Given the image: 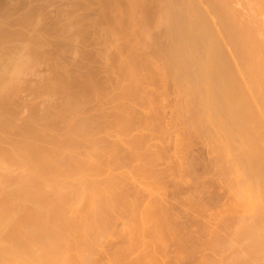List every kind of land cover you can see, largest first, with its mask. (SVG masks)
<instances>
[{"label": "bare ground", "instance_id": "obj_1", "mask_svg": "<svg viewBox=\"0 0 264 264\" xmlns=\"http://www.w3.org/2000/svg\"><path fill=\"white\" fill-rule=\"evenodd\" d=\"M78 1L80 2V0H78ZM96 1H98V2H96ZM85 2H88V0L84 1V3ZM95 2L97 4H99V6L97 5V7L99 8L98 11L102 17L101 19L107 17V21H108L111 18V20H109V22H107L108 26L106 25L109 28H107L105 26L106 30L108 32L107 31H105V32H107V34H106L107 38L108 37L112 38L111 39L112 41L115 40L114 44H117L116 47H114V48H116L115 51L117 52V55H119L118 57H121V59H123V63H121V64L118 63V65L119 66L122 65V67L120 66L121 67L120 70H122V72H124L126 80H127V82H129V83L124 82L127 84V86H125V84L123 83L124 84L123 91H126L125 93L129 92L126 90L127 87H128V90L131 89L130 93L133 90L134 91L133 93H131V94L129 93L126 95L127 96L130 95L132 97L134 95V97H135V100L133 99L134 102H136V99L138 100L137 101L138 103L136 105L138 106V104L140 105V103L144 106L147 105L148 109H149V110L148 109L147 110L150 111V113L153 112L152 113V115H153L154 111L156 110L155 109L156 106H159L162 103H161V101H159L160 104L156 105V100L158 101L159 99L155 100V98L152 96V94H153V91H151L152 89L149 90V88H148L147 90H144V92L146 91L145 93L142 90V92L144 93L143 95H142V93H140L141 89L140 90L137 89L138 87L135 84H137L140 80H141V82L143 81V79H140V77H139L140 70H142L144 68H147V70L151 69L153 71L151 74L155 78L154 80L158 81L159 83L161 82L159 84L161 86H162V83L165 84V82L167 83L168 81H169L168 84H171V85L174 84L175 85L176 90H174V91L177 92L178 97H179V101H181V103H179L180 107H179V110L177 112L178 113L177 118H179V121H181V124L183 123L184 127L185 126L188 127V128L185 127L186 129L190 128V130H191V132L189 131L190 133L193 132L194 135H196V133L200 134L199 137L208 138L210 140L209 145L212 143V145L214 146L212 148L214 149V152L216 151L215 152L216 153L215 158L217 161L215 160L216 164L213 167L214 168L218 167L217 169H220V167H221L222 169H220V171L218 170L219 173H222L221 175H223V177H225L224 175L229 176V177L223 178V180L221 179V181L223 182L225 179H227V182L226 181H224V182H225V184L226 183L228 184V182H229L228 178H229L230 182L233 184V186H232V184L229 182L230 187H228V188H231V190L233 189V193H232L233 197L231 195L230 196L233 199L232 201H233V205H234V210L237 209L243 213V214H240V213L238 214V215H241L242 217L244 216L242 219L240 218L243 221L239 220V222H241V223L243 222V224H242L243 226L241 225L242 229L240 227L241 231L238 228L237 230H239L240 232H238L236 230H235L236 231L235 232L233 229L230 228L231 231L233 230L236 233V237L233 236V235H235V233L232 235L233 239L231 238L232 240L230 241V245L231 244L232 245L238 244L239 246L236 245L235 250H240V251H242V249L241 248L237 249V246L243 247L242 253L243 252L245 253L246 258H243V259L240 258L241 262H242V260H244L241 264H264V43L257 42L254 38L255 34L253 35V33H255V32H252V30H249V29H245L244 27H242L241 24H239V22L235 18H233V15L231 14V12L229 10V2H227V1H222V0H95ZM16 3H18V2L16 1ZM73 3H74V1H73ZM75 3H77V2H75ZM89 3H88V5H89ZM20 4H23V3H20ZM76 6H77V4H76ZM69 7H70V5H69ZM94 8H96V7H94ZM94 8H93V10H94ZM66 9H70V8H66ZM72 9H71V11H73ZM31 10H32V8L29 11L31 12ZM33 10H35V8H33ZM3 11H4V9H3ZM62 12H64V11H62ZM10 13H12V12L10 11ZM99 13H98V15H99ZM28 14L26 13L27 16H28ZM65 14H66V12L63 13L64 16H65ZM83 14H84V12H83ZM4 15L0 16V19H1L0 23H2V25L0 24V144H5V145H7V147L5 148V146H3L4 148H2V145L0 146V264H108V263H106V261H103L105 258H107L108 254L106 257L101 255L102 252L105 253V251L107 249H109V248L105 247V246H107V244L104 246V248H106L105 251L103 249L102 252L100 251V253H99V250H100L99 247H100V245H102V244H100L102 241H105V240L107 241V239H109L111 236H112V238H114L113 234L114 235L116 234L115 228H114L116 220H120L122 218L127 219L125 224H124V230H123V227L121 226L122 230L119 229V231H121V232L125 231L124 233L126 235H128V237H130V238L132 237L131 239H133L134 235L138 234L137 232L141 231L140 228L143 225H145V223H147V225H149L152 223L151 221H153V223L154 222L156 223L155 225H157V227H158V225H161V226H159L160 228H157L156 226H152V227H154L152 229L157 228L160 231H161V228L164 229L165 227H167L168 225L166 223L168 222V220L165 219L166 218L165 214L167 212H169V208L165 207L166 210L168 209V211L164 214V212L166 210L164 208L162 209L163 206H161V204L162 205L165 204V203L164 204L161 203L162 199L158 198V197H154V198L150 197L152 199V201H154V203H150V201H148L150 203L149 204L147 202L149 204V207L147 206L148 205L147 204L145 206L147 208H145V209L150 208V210H151V206H152L153 210L147 211L144 215H141V217H139L140 213L137 215L138 212L135 211L136 210V204H135L134 200H132L130 198L131 196L129 197L130 193H128V191L125 189L126 182L124 181V179L122 177H119L118 174H117V176L112 175L111 177H109L113 173L112 172V173H109L108 179H107L106 174H105L106 179H104L105 177L101 178L103 176L100 177L101 179L99 178V174L104 173L103 171H100V170L104 164V163H102L103 159H104L103 157L106 155L107 152L109 153V154L107 153L109 156H107L108 158L106 157L104 161H106V159H109V157H110L111 160L113 161L111 163L112 164L114 162L116 163L113 165H116L115 169H117V170L122 165V164L121 165L119 164V166H118L117 161H118L119 155H117V154H120V152H121L120 150L121 149L123 150V148H124V145L122 144L121 141L123 140V143H124L126 141V139L121 138L122 139L121 140L119 138L121 141L120 140L117 141L118 144L115 142L116 143L115 146H114V143L112 145L109 144L111 146V147L108 146L111 148V149L109 148L110 149L109 150V149H107V145H104V144H107L109 142H107V141L104 142V140L103 141L101 140V139H106V138H103V137L98 138L99 134L95 133V131L87 125L88 122L86 124V123H84L85 120H84V122L80 121V120H82V116H83L82 114H80V115H82L81 119H77V117L74 116V115L78 114L77 112L79 110H82V109H78V107L71 105L72 104L71 102L73 101L72 98H74L73 96L75 95L74 94L75 92H73L71 94L72 86L70 88V83H73L72 82L73 78L71 79V77L73 75L70 77L68 74H70L72 72V70L69 69L71 72L67 74V70L65 69L66 66H64L67 64H64V62L62 64L61 63L62 61H59L60 60L59 58H58L59 60H56L57 57L53 58L51 65H50L51 66L50 69L53 72L52 75H54L50 79H54V80H51L49 82L48 81L47 82H41V84H39L38 86L36 84L35 87H31V88H33V89H31V91L33 90V93L40 94V95L46 94L48 103H47L46 107H44L45 109L43 111L38 110L37 109L38 107H36V105L38 103L32 107H31V105H32L31 104L30 108H32L31 109L32 116L30 115L31 116L30 119L27 121V123H25L24 126L22 124H20L18 127L17 123L20 122L19 119H17L18 113L15 111L14 112L11 111L9 109V105L12 103L11 102L12 99H14L13 103L15 102V98H13V97H14L15 93L18 91V89L21 87V84L24 80L25 75H27V74L29 75V73H31L33 71V69H35L34 67L39 64V61L42 58L46 57L47 52L45 51L46 50L45 46L49 45V44L47 45V43L49 42V39L45 41V39H47V38H44L43 35L39 34L37 36L36 35L34 36V34L31 33L33 35V36H31V34L28 35L25 33V31H23V29L27 28L29 25L32 26L33 24H30V23L32 21L34 22V20L36 21L34 23H36V25H37V22L39 20L37 19L38 20L37 21L36 19H34L32 17L34 15L30 16L31 15L30 14L29 15L30 17H28V18H27V16L24 15L26 18L25 19L23 18L22 21H20L19 19L16 18L18 21H15V23L17 22L19 24L18 26H20V29L22 28V30H20V31L18 29H17L18 31L17 30L13 31V29H9V31L6 30L5 29L6 27L3 25L6 21L2 18L5 17V19H6L7 16H4ZM60 15H61V13H60ZM63 15H62V17H64ZM69 15L70 14L68 13V16ZM12 17L13 16H11V18ZM98 17L100 18V16H97V18ZM11 18H10V21H11ZM37 18H39V17L37 16ZM66 18H67V15H66ZM93 18H94V16H93ZM31 19H33V20L30 21ZM59 19H61V18H59ZM43 20H44V18H43ZM79 20H81V19H79ZM82 20L84 22V19H82ZM8 21H9V19H8ZM8 21H7V23L10 22V21L9 22ZM100 21H99V23H100ZM103 21H105V20L103 19ZM88 22H86V24ZM40 23L38 22L39 25H40ZM78 24H79V22H78ZM5 25H7V27L8 26L10 27V25H8L6 23H5ZM97 27H98V25H97ZM74 29H72V30L74 31ZM90 29H92V28H90ZM90 29H88V30H90ZM28 30H29V28H28ZM99 30L100 29L98 28L95 32H98ZM131 30H132V32H131ZM11 31H13V32H11ZM58 32H60V30ZM70 32H71V30H70ZM75 32H74V34H75ZM78 32H80V31H78ZM62 33H63V31H62ZM129 33H132L133 37L131 35H129ZM63 35H65V34H63ZM98 35L96 37H98ZM106 35L104 33V37H106ZM128 35H129V37H132V40L130 38L131 41H129V39H128L129 37L128 38L126 37ZM61 37H63V36H61ZM79 37H81V35H79ZM101 37H102V39L104 38L103 36H101ZM51 38H53V37H51ZM18 39H21V41ZM125 39H128L129 42L126 41ZM22 40H24L25 42L23 43ZM57 40H59V39H57ZM88 40H89V38H88ZM98 40H99V42L101 41L100 39H98ZM105 40H106V38H105ZM122 40H125V43H123ZM50 41L52 42L53 46H54L55 42H57V41H55L53 44L54 40L51 39ZM59 41H62V40H59ZM59 41L57 42V44H55V47L57 49L59 48L60 49L59 51H64L59 46L64 45L63 47L65 48V44L63 41L60 44H58ZM96 41H97V39H96ZM121 41L123 44H121ZM19 42H22V44H19ZM84 42H85V40H84ZM84 42H83V44H84ZM126 42H128V43H126ZM86 43H88L87 39H86ZM118 43H120V44L118 45ZM75 44H77V41ZM81 45H82V43H81ZM81 45L79 44V47H81ZM53 46H52V48H53ZM107 46H110V45H107ZM112 46L113 45H111V48H112ZM55 47H54V49H56ZM68 48H69V46H68ZM105 48H103V49L106 51L107 48L106 49ZM149 49L153 50V51H151L153 53V57H150V58L148 57L147 54L144 53V52H146V50H149ZM78 50H76V51H78ZM113 51H114V49H113ZM110 52H111V49H110ZM104 53H106V52H104ZM141 53H144L147 57L144 55L146 58L143 56L140 58H144V59L138 58L139 56L142 55ZM152 53L150 54L151 56H152ZM96 54L98 55V51ZM107 54H109V51ZM136 54L137 55L141 54V55L137 56ZM49 55H50V53H49ZM111 55H112V53L109 55L110 56L109 59H111ZM115 55H116V53H115ZM60 56H61V54H60ZM75 56H77V55H75ZM98 56H100V55H98ZM104 56L106 57V58H104L106 60L108 58V55L107 56L104 55ZM134 56H136L135 59H134ZM63 57H66L65 52H64ZM102 57H100V59ZM116 58L117 57H114V59H116ZM82 59H83V57H82ZM82 59H81V61H82ZM109 59H108V61H109ZM118 59L119 58H117V61H118ZM139 59H140V62H139ZM101 60H103V58ZM158 60L161 61V63H162V65L160 63V65L162 66V69H160V70L158 69V67L155 64V62H158ZM49 61H50V59H49ZM115 62H116V60H115ZM115 62H113V63H115ZM40 63H41V61H40ZM86 63H84V64H86ZM115 64H117V63H115ZM101 65H102V63H101ZM118 65L115 66L116 69L118 68ZM81 66L82 65L80 64V66L78 67L79 68L78 70H80ZM111 67H113V66H111ZM115 67H113V70H115L114 69ZM98 68H100V67H98ZM75 69L77 70V67ZM101 70H102V68H101ZM120 70L118 68V71H120ZM151 70H150V72H151ZM83 71H84V69H83ZM83 71H81V72H83ZM145 71H146V69H145ZM89 72H93V70L89 71ZM113 73H115V71ZM148 73H146L145 75H147ZM99 74H100V72H99ZM49 75H50V73H49ZM87 75H89V73ZM113 75H115V74H113ZM140 75H142V77H143L144 74L141 73ZM83 76H85V75H83ZM96 76H98V75H96ZM122 76H120V77L123 78ZM148 76L150 77V75H148ZM148 76H147V78H149ZM105 77L103 79H105ZM125 77H124V79H125ZM99 78L101 79V77H99ZM144 78H146V77H144ZM75 79L76 78H74L73 81H75ZM89 79H91V78L89 77L88 80ZM111 79H112V77H111ZM92 80H96V82H98L97 79L92 78ZM109 80H110V78H109ZM109 80H107L108 83H109ZM154 80H152L153 83H154ZM76 81L80 82V80H76ZM120 81H121V79H120ZM156 81H155V83L157 84ZM77 82L75 84H77ZM89 82L92 83L91 81H89ZM96 82H95V84H96ZM102 82H103V80H102ZM170 82H172V83H170ZM133 83H134V85H131ZM79 84L77 85L78 88H79ZM81 85L83 86V83ZM88 85L89 84H87V85L84 84L85 87L86 86L88 87ZM103 85H105V83ZM130 85L132 87L136 86L135 89H137V90H135L134 87H133V89H132V87L130 88ZM144 85L146 86L148 84L145 83ZM74 86H76V85H74ZM165 86H167V85H165ZM87 87L86 88L83 87V89H87ZM90 87H94V86L90 85ZM97 87H95V88L98 89ZM105 87H106V85H105ZM113 87H114V85H113ZM152 87H153V85H152ZM167 87H169V86H167ZM101 88H103V86ZM101 88H99V89H101ZM120 88H122V87H120ZM69 89H70V91H69ZM110 89H112V87H110L109 90ZM155 89L157 90L159 88H154V90ZM167 89L170 92L169 88H167ZM75 90H77V89H75ZM90 90L91 89L86 90V91L82 90V91H85L87 93V91H89V92L92 91V90L91 91ZM107 90H108V88H107ZM109 90L107 92H109ZM148 90L150 92H148ZM95 91L93 93H95ZM110 91H112V90H110ZM117 91L118 90H116L115 92H117ZM165 91H167V90H165ZM79 92L81 93V91H79ZM79 92L77 93L78 96H75V97L81 96V95H79ZM115 92H113V93H115ZM135 92H138L140 95H138ZM154 92L156 95V91H154ZM119 93H122V91ZM125 93L123 92V94H125ZM149 93H151V95ZM171 93H172V91H171ZM96 94L93 96L95 97ZM18 95H19V93H18ZM90 95H91V93L89 95H85V96L82 95V96H84L85 98H86V96H89L91 98ZM108 95H110V94H108ZM115 95L113 97H115ZM126 95H125V97H126ZM102 96H103V94H102ZM159 96H158V98H159ZM164 96H166V95H164ZM173 96H174V94H173ZM173 96L171 95L172 98H173ZM15 97L17 98V96H15ZM99 97L97 98L98 101H99ZM104 97L109 98L110 96L108 97L105 95ZM119 97L120 96H117V98H118L117 100L120 99ZM126 98L129 99V97H126ZM160 98H163V97H160ZM57 99H61V104H59V105H57V103L54 104V102ZM88 99L89 98H87V100ZM91 99H89L88 101H90ZM111 99L116 100L114 98H111ZM121 99L124 100L125 98H121ZM173 99H175V98H173ZM76 100H75V102L78 103L79 99L77 101ZM95 100H96V97H95ZM109 101H111V100H109ZM125 101L124 102L127 104V100H125ZM132 101L130 100L131 103H132ZM41 102H42V100H41ZM80 102H82L81 99H80ZM84 102L87 103L86 99ZM91 102H93V100H91ZM99 102H102V101H99ZM130 102H128V104ZM134 102L132 104H134ZM164 102H166V101H164ZM167 102H166V105H168ZM94 103L95 102H93V104ZM109 103L110 102H108V104ZM114 103H116V101ZM114 103H112V104H114ZM174 103H176V102H174ZM14 104H16V103H14ZM42 104H44V103H42ZM98 104H100V103H98ZM108 104H106V105H108ZM118 104H115V106L118 105V108H121V106H125L124 103H123V105H121L122 103L121 104L118 103ZM86 105H88V103ZM39 106H41V105L39 104ZM100 106L97 105V107H98L97 109H99ZM105 106H103V107H105ZM128 106L130 107L131 105L129 104ZM111 107L113 108V106H111ZM129 107H126V109L128 108L127 109L128 112L132 108L136 109V108H134L135 106L130 107V108ZM140 107H141V105H140ZM150 107H151V109H153V111L150 110ZM118 108L116 107V109H118ZM176 108H177V106H176ZM110 109L111 108H109V110ZM126 109L123 108L120 111L125 112ZM127 110L125 113L127 115H130V114H128ZM116 111L114 110V113ZM120 111L117 112V114L118 113L120 114L121 113ZM134 111L135 110H133V112ZM160 111H158V112H160ZM162 111H164V109H162ZM84 112L87 113L86 110ZM131 112H129V113H131ZM141 112H140L141 117H143L142 114H144V113H143V111H141ZM79 113H81V112H79ZM89 113L91 114V112H89ZM125 113L122 112L120 115H124ZM66 114H68V115L65 116ZM126 114L124 116H127ZM155 114H156V111H155ZM93 115H94V113H93ZM96 115H98V114L96 113ZM96 115L93 117V119L96 117ZM64 116L66 119L71 117L70 120H72L74 118V122L69 121L67 124V127L64 128L65 134L61 135L58 132L57 125L60 126L59 125L60 124L59 123V117H64ZM72 116H73V118H72ZM131 116H133V115H130L127 117H131ZM78 117H79V115H78ZM90 117H91V115H90ZM99 117H101V116H99ZM134 117H135V114H134ZM141 117H139V118H141ZM103 118H104V116H103ZM131 118H133V117H131ZM139 118H136V119H139ZM87 119H88V116H87ZM108 119H110V117H108ZM97 120H98V117H97ZM100 120H102V119H100ZM104 120H105V118H104ZM106 120H107V117H106ZM75 121H78V122H75ZM86 121H88V120H86ZM118 121H119V123H118ZM142 121H145V120L142 119ZM159 121L160 120H158V123H160ZM89 122H91V121H89ZM115 122H117V124ZM115 122L114 123L116 126L118 124L119 125L122 124V126L120 125V128L123 127V125L125 126V124H127V123L123 124L122 120H117V119ZM42 123L44 124L41 128L43 130H40L39 125ZM93 123H94V121H92V125H93ZM175 124H176V122H175ZM94 125H95V123H94ZM178 126H181V125H178ZM43 127H45V129ZM62 127H64V126H61L60 128H62ZM117 127H119V126H117ZM110 128L108 127V130H110ZM127 128H125V129H127ZM117 129L118 128H116V130ZM180 129L181 128H179L177 130H180ZM116 130H115V132H117ZM139 130H140V128H139ZM141 130H142V128H141ZM181 130H183V127ZM185 130H183V131H185ZM121 131H123V130H121ZM127 132H128V130H127ZM127 132H126V135H127ZM131 132L133 133V130ZM156 132L158 133L159 130L158 131L156 130ZM122 133L124 134V131ZM132 133H130L129 135H132ZM160 133H161V131H160ZM164 133H166V132H164ZM139 134H137V135L134 134V135L136 137H138ZM145 134H143V135H145ZM166 134H165V136H166ZM95 135L98 137H96ZM146 135L143 137H146ZM156 135H158V134H156ZM172 136H174V135H172ZM95 137H96V139H95ZM143 137L141 139H145ZM158 137H160V136H158ZM113 138H116V137L113 136ZM163 138L162 137L158 138V140L160 139V141H161V139H163ZM171 138H173V137H171ZM98 139H100V141H97ZM150 139H151V136H150ZM164 139L168 140L167 138H164ZM156 140H157V138H156ZM187 140H188V138L186 139V142H187ZM128 141L125 142V144H127L125 146H129V142H130V144H131L130 147L131 148L135 147V148H133V150L135 149L136 150L135 152H137V153H135L133 150H129V153L131 152L130 154H133V155L136 154L137 155V156L132 155L133 158L137 157L138 160H140V158L142 159L143 156H144L143 158H145V159H147L149 157V155H147V154L149 153L148 151H150V149H147L148 153L146 152L147 153L146 155L148 157L147 156L145 157V155L141 156L140 154H138V150L140 148H139V145L137 144V142H133V141L128 142ZM153 141H155V140H153ZM171 141H172V139H171ZM190 141L192 142L193 140L190 139ZM86 143H87L89 151L85 147ZM183 144H185V143H183ZM144 145L141 146V144H140V147H143V153H144V149H145ZM169 145L170 144H168V146ZM190 145H192V143ZM104 146H106V147H104ZM186 146L189 147V144L187 143ZM136 147L139 149H137ZM84 148H86V150ZM149 148H151V147L149 146ZM105 149H107L108 151L107 150L105 151ZM127 149H129V148H127ZM154 149H155V147H154ZM151 150L153 151V149H151ZM184 150H186V149H184ZM103 152H106V153H103ZM123 152H125V151H123ZM132 152H134V153H132ZM167 152L168 151L166 150L165 153H167ZM154 153L155 152H153V154ZM122 154L123 153H121V155ZM124 154L126 155V153H124ZM124 154H123L122 158L123 157L125 158ZM156 154H158V152L155 153V156H157ZM163 154H164V152H163ZM127 155H128V153H127ZM127 155H126V158H128ZM138 155H140L139 156L140 158L138 157ZM181 156H183V155H181ZM115 157H117V158H115ZM157 157H159V155ZM133 158L130 160V162L133 161ZM174 158H173V160L172 159L171 160L172 161L176 160ZM179 158H177V159H179ZM145 159H143V161ZM181 159L183 160V158H181ZM166 160H167V158H166ZM121 161L125 163L124 159H121ZM134 161H135L134 164L136 165V158ZM187 161H188V159H187ZM107 162H108V160H107ZM130 162L128 163V160H127V165H129ZM176 162H177V160H176ZM178 162H179V160H178ZM142 163H145V162H142ZM146 163L148 164L147 161H146ZM151 163H152V161L148 165H153V163L152 164ZM170 163H172V162L170 161ZM181 163H182V161H181ZM145 164L144 165L138 164L139 167L141 165L139 170H137V168H136L137 166H135L136 169L135 168L134 169L137 171L133 170L136 173L132 172V174L133 173H134V175L137 174V177L140 179L141 178L147 179L148 176L143 177L144 176L143 172L146 169L149 172H147L146 170L145 171L147 173H150L151 172L150 169H152V168H150L151 166H148V165L146 166ZM192 164H190V165H192ZM198 164H199V162L197 163V165ZM105 166H106V163H105ZM117 166H118V168H117ZM145 166L147 168L149 167V170L147 168L144 169ZM210 166H212V165L210 164ZM169 167H170V165H169ZM108 168H110V167H108ZM111 168H112V165H111ZM131 168H132V166H131ZM178 168H180V167H178ZM184 168H186V167H184ZM184 168H183V170H184ZM211 169L213 170V168H211ZM121 170H122V168L120 169V171ZM153 170H155V169H153ZM185 170H188V169H185ZM222 170H223V172H222ZM107 171L108 170H106V172ZM114 172H116V171H114ZM146 172H145V175L147 174ZM172 172H173V170H172ZM126 173H127V171H126ZM129 173L130 172H128V174ZM187 173H188V171H187ZM180 174L181 173H179V175ZM141 175H143V176H141ZM147 175H149V174H147ZM151 175H153V174H150V177H151ZM124 176H125V174H124ZM199 176H200V174H199ZM185 177H184V179H185ZM211 177H212V175H211ZM126 178H127V181H129L127 176H126ZM129 178H132V176L130 177V175H129ZM134 178H136V177L134 176ZM181 178H182V176H181ZM152 179H153V177H152ZM152 179L150 180L151 183H152ZM153 180L155 181V179H153ZM185 180H183V181H185ZM137 181H139V180L137 179ZM212 181H214V179ZM217 181L218 180H216V182ZM219 181H218V183H219ZM135 182H133V183H135ZM150 182H148V183H150ZM127 183H129V182H127ZM142 183H143V181H142ZM155 183H156V181H155ZM157 183L155 186H157L159 184V183L158 184ZM189 184L192 185L191 182ZM161 186H165V185L161 184ZM161 186L159 185L158 186L159 188H156V189H154V187H152L151 190L154 189L155 191L156 190L161 191L163 189ZM223 186H224V184H223ZM166 187H164V189ZM169 187H170V185H169ZM147 188H148V186H147ZM159 189H161V190H159ZM171 190H172V188H171ZM227 190H229V189H227ZM229 191L227 193H229ZM172 192H171V194H172ZM186 192H188V191H186ZM198 192H199V190H198ZM147 193H149V192H147ZM156 193H157V191L154 194H151V196L155 195ZM160 193H163V192H160ZM176 194H177V192H176ZM161 195L163 196V194H161ZM228 195L229 194H227V196ZM176 196H178V195H176ZM210 196H211V194H210ZM191 197H193V196H191ZM150 198H148V199L150 200ZM155 198L157 201H159L158 203H160V205L155 200H153ZM163 199H165V198H163ZM172 199L174 201L176 198L175 199L172 198ZM188 199L191 200L190 196H188V198L186 200L188 201ZM192 199H194V198H192ZM198 199H199V197H198ZM183 200H185V199H183ZM206 200H207V198H206ZM213 200H215V199H213ZM193 201H196V199H194ZM200 201H202V200H200ZM164 202H165V200H164ZM155 203H157V204L155 205ZM175 203L177 204V202H175ZM195 203H193V204L195 205ZM151 204H153L154 206ZM166 204H165V206H166ZM224 205H225V207L227 206L226 204H224ZM157 206H159V207L157 208ZM201 207H202V205H201ZM208 207H207V209H208ZM231 207H232V204H231ZM199 208H200V206H199ZM209 208L211 209L212 207H209ZM226 208L228 209V207H226ZM232 208H231V210H232ZM216 209H218V208H216ZM203 210L207 211L204 208H203ZM211 210L213 211V209H211ZM216 211L220 212V209L216 210ZM228 211H230V210H228ZM187 212H188V210H187ZM209 212L211 213V211H209ZM217 212L215 214H217ZM219 212H218V214H220ZM169 213H168V215H170ZM177 213L178 212H176V214ZM179 214H181V212H179ZM211 214H209V216H212ZM235 216H237V215H235ZM213 218L215 219L216 217L213 216ZM213 218H211V219H213ZM211 219H209V220H211ZM165 220H166V223H165ZM218 221H219V218H218ZM236 221H238V220L236 219ZM148 222H150V223L148 224ZM209 222H211V221H209ZM216 222L217 221H215L213 223H216ZM164 223H165V227H163ZM168 223H170V221ZM213 223H211V224H213ZM241 223H238V225H240ZM231 224H234V223H231ZM147 225H145V227H148ZM228 225L229 224H227L226 226H228ZM186 226H188V225H186ZM224 230H225V228H224ZM116 232H117V230H116ZM121 232H119V234L123 236V234H121ZM142 232H144V231H142ZM142 232H141V235H143ZM144 233H147V232H144ZM149 234H150V236H149L150 238L155 237V238H153V240L155 239V241L157 242V243L155 242L156 244H159L160 242H162V238H163L162 234H160L158 232L156 234H154V236L151 233H149ZM172 234H173V232H172ZM220 235L221 234H219V236H218L219 238L222 236V235L221 236ZM135 237L137 239L140 238V236H138V237L135 236ZM194 238L195 237H193V239ZM210 238H209V240H210ZM118 239H120L122 241V237H120ZM135 239L133 241H135ZM111 240H113V239H111ZM120 240H118V241H120ZM123 240H125L124 237H123ZM138 240H136L135 242L141 241V240H139V241ZM145 240L147 241V238ZM149 240L150 239H148L147 242H149ZM133 241H131L132 242L131 244H133V245L139 244V243H133ZM143 241H144V239H143ZM143 241H141V242H143ZM171 241L173 242V239ZM221 241H223V240H221ZM147 242H146V244H147ZM150 242H152V241L150 240ZM111 243L113 244V242H111ZM111 243L109 245H111ZM153 243H154V241H153ZM217 243H219V242L217 241ZM227 243L229 244V242H227ZM228 244H226V245L228 246ZM124 245H125V243H124ZM142 245H143V247L145 246L144 243ZM148 245H149V243H148ZM162 245H163V243L159 246H162ZM170 245H172V244L170 243ZM118 246L120 247V244ZM129 246L130 245L127 246V248H129V254L131 251L134 254L133 250H135V249L131 250V248H133L135 246H133V247L130 246L131 248ZM138 246H137V248H139L141 246V244L139 247ZM187 246H189V245L187 244ZM234 246H232V247H234ZM143 247L141 246L140 248H143ZM220 247H222V245H220ZM112 248H110V249H112ZM127 248H125V249H127ZM199 248H200V246H199ZM101 249H102V247H101ZM110 249L108 251H110ZM115 249H116V247H115ZM123 249H124V247L122 249H120L119 252H122ZM206 249H208V248H206ZM206 249H205V251H206ZM144 250H145V247H144L141 255L144 253ZM148 250L150 251L151 249H148ZM199 250L200 249H198V251ZM73 251L74 252L77 251V252L74 253ZM173 251H174V249H173ZM112 252H114V251H112ZM117 252H118V250L116 251V253L114 252L113 254L108 252V253H110L109 255H112V256L108 257V259L110 258L109 260H112V262H110L109 264H121L119 262H121V259L124 258L122 253L125 251L123 250V252L120 254H117ZM137 252H135V253H137ZM145 252H146V250H145ZM154 252H156V251H154ZM199 252H201V251H199ZM132 253L130 255H132ZM158 253H159V251H158ZM175 253H176V251H175ZM194 253H195V251H194ZM194 253H193V255H194ZM196 253L198 256L199 253L198 252H196ZM216 253H218V252L216 251ZM127 254H128V249H127L125 256ZM137 254H135V255H137ZM145 254H147V253H145ZM184 254L185 253L183 252V255ZM155 255H157V254H155ZM221 255H223V254H221ZM100 256H102L101 257L102 259L104 257V259L102 260L100 258ZM142 256H144V255H142ZM151 256L149 257V259H147L148 261H151L150 260V259H152ZM163 256H165V255H163ZM180 256H181V254H180ZM190 256H192V255H190ZM202 256H204V255H202ZM145 257H146V255H145ZM145 257H141V258H145ZM159 257H160V254H159ZM137 258H138V256H137ZM182 258H184V257H182ZM207 258H210V257L207 256ZM236 258H237L236 261L239 260L238 259L239 257H236ZM131 259L132 258H130V260ZM189 259H190V257H189ZM197 259H199V258L197 257ZM139 260H140V258H138L137 261H139ZM220 260H222V259L220 258ZM141 261H143V259ZM223 261H225V260H223ZM127 262H129V260ZM152 262L153 261H151V263ZM191 262H192V260H191ZM196 262H194V264ZM212 263H213V261H212ZM231 263L232 262L230 261V264ZM239 263H240V261H239ZM148 264H149V262H148ZM169 264H171V262Z\"/></svg>", "mask_w": 264, "mask_h": 264}, {"label": "rangeland", "instance_id": "obj_2", "mask_svg": "<svg viewBox=\"0 0 264 264\" xmlns=\"http://www.w3.org/2000/svg\"><path fill=\"white\" fill-rule=\"evenodd\" d=\"M6 1V2H5ZM16 1L18 2V3H16ZM28 1V2H27ZM73 1H74V3H73ZM84 1H87V0H80V2L78 1V0H0V16H3L4 14V16H7V18L5 19V17L4 18H2V19H4L6 22V24H8V25H10V27L8 26L7 27V25H5V23L3 24L6 28V30H8L9 31V29H13V31H15V30H22V28L20 29V26H18L19 24L16 22L15 23V21H18L17 19H19L20 21H22V19L24 18H26L25 16H27L26 15V13L28 14V16H27V18L28 17H30V16H32V15H34V16H32L34 19H38L37 21L40 23V25L38 24V22H37V25H36V23H34V22H36L35 20H34V22L32 21L33 19H31L30 21H32L30 24H33L32 26H28L27 28H25V29H23V31H25V33L26 34H28V35H30L31 33H33L34 34V36L36 35H43V37L44 38H47V39H45V41L46 40H48L49 39V42L47 43V45L48 46H45L46 47V52H47V54H46V57H44V58H42L40 61H41V63H40V61H39V64L37 65V66H35L34 68L35 69H33V71L31 72V73H29V75L27 74V75H25V77H24V80H23V82H22V84H21V87L18 89V93H19V95H18V93L16 92L15 93V95H14V97L13 98H15V102L14 103H16V104H14L13 103V101H14V99H12V103L9 105V109L11 110V111H15V112H17L16 114H17V119H19V123H17V125H18V127H19V125L20 124H22L23 126L25 125V123H27V121L30 119V117L32 116V113H31V109L32 108H30V105H31V107L32 106H35L37 103V105H36V107H38L37 109L38 110H41V111H43L45 108L44 107H46V105H47V96H46V94H36V93H33V90L31 91V89H33V88H31V87H35L36 86V84H37V86L39 85V84H41V82H49V81H51V80H54V79H50V78H52L54 75H52L53 74V72H52V70L50 69V65H51V62H52V59L53 58H56V60H59V61H62L61 63L63 64V62H64V64H67V65H64V66H66L65 67V69L67 70V74L68 73H70L71 71L69 70V69H71L72 70V72L70 73V74H68L70 77H71V79L73 78H76L75 79V81L76 80H80V82L78 81H76L77 82V84H75L76 82L75 81H73V79H72V82L73 83H70V88H71V86H72V88H71V94L73 93V92H75L74 94V98H72L73 99V101L71 102L72 104V106H75V107H78V109H82V110H79L77 113L78 114H76V115H74V116H76L77 117V119H81V116H82V120H80V121H83L84 122V120H85V122L84 123H86L87 124V122H88V126L91 128V129H93L94 131H95V133H98L99 135V137L98 136H96V137H98V138H106V139H101L102 141L104 140V142H109V143H107V144H104V145H107V149H109L111 146L109 145V144H113L114 143V146L116 145V143H117V141H119L121 138L122 139H126V141L125 142H127L128 140L129 141H133V142H137V144L139 145V148L141 149H139V148H137V149H139L138 150V154H140L141 156H143V155H145V157L147 156V155H149V157L147 158V159H145V158H143L142 157V159L139 157L140 155H138V157L140 158V160H138V158L137 157H134L133 158V156H137L136 154H130L129 153V150H133V148H135V147H133V148H131L130 146H131V144H130V142H129V146H125V145H127V144H125V142L123 143V140L121 141L122 142V144L124 145V148H123V150L121 149L119 152H120V154H117V155H119L118 156V161H117V163H118V166H119V164L121 165L119 168H118V166H117V168H118V170L117 169H115L116 168V165H113V164H116L115 162L112 164L111 162H113L112 160H111V158L109 157V159H106V161H104L105 160V158L107 157V156H109L106 152H103V153H106V155L103 157L104 159H103V162L102 163H104L103 164V167H101V170L100 171H103L104 173H100L99 174V178L101 177V176H103V177H101V178H104V179H106V176H107V179H108V176H109V173H112L109 177H111L112 175H116L117 176V174H118V176L119 177H122L123 179H124V181L126 182V187H125V189L128 191V193H130L129 194V197L132 199V200H134V202H135V204H136V210L135 211H137L136 213H137V215L139 214L140 216L139 217H141V215H144L147 211H152L153 209V207L151 206V210H150V208L149 209H145V208H147V207H145L149 202L148 201H150V203H154V201H152V199L150 198V197H152V198H154V197H158V198H161L162 199V201H161V203H167L166 204V206H165V204L164 205H162L161 204V206H163L162 207V209L164 208L165 210H166V208L168 207L169 208V212H167L168 211V209L164 212V214H165V219L166 220H168V222L170 221V223H166V220H165V223L168 225H166L167 227H165V223H164V226L163 227H165L164 229L163 228H161V231L159 230V229H157V228H160L159 226H161V225H158V227H157V225H155L156 223L154 222L153 223V221H151L152 223L151 224H149L150 222H148V224L150 225H147V223H145V225H147L148 227H145V225H143L141 228H140V230L141 231H139V232H137L138 234H136V235H134V238L133 239H131L130 237H128V235H126L124 232L125 231H119V229L120 230H122V227H123V230H124V224H125V222H126V218H122V219H120V220H116L115 221V226H114V228H115V235L113 234V237L115 238H112V236L109 238V239H107V241L105 240V241H102L100 244H102V245H100V250H99V253H100V251L102 252V250L104 249V251H105V249L106 248H104V246L107 244V246H105V247H107V248H112V249H110V251H108L109 249H107L106 251H105V253H103L102 252V254L101 255H103L104 257H106L107 256V254H108V256H107V258H105L104 259V257H103V259L101 258L102 256H100V258L103 260V261H106V263H110V262H112V260H109L108 259V257L109 256H112V255H109L110 253H116V251L118 250V252L120 251V249H122L123 247H124V251L125 252H123V250H122V252H117V254H120V253H122L123 254V257L124 258H122L121 259V262H119V263H121V264H148V262H149V264L151 263V261H153L151 264H169L170 262H171V264H194V262H196L195 264H230V261L232 262L231 264H241L244 260H242V262H241V260H240V258H246V255H245V253L243 252L242 253V251H243V247H238L239 245L238 244H236V245H238L237 246V249H239V248H241L242 249V251H240V250H235L236 249V245L235 244H231L230 245V241L233 239V237H232V235L236 232V231H238V232H240L241 230H240V227H241V225L243 224V222L241 223V222H239V220H241L243 217L241 216V215H238L239 213L240 214H243L242 212H240L239 210H237V209H235L234 210V205H233V199H232V197H233V195H232V193H233V189L231 190V188H228V187H230L229 186V182H230V180H229V178H228V184L226 183L225 184V182L224 181H226L227 182V179H225L223 182L221 181V179L223 180V178H225V177H229L228 175L226 176V175H224L225 177H223V175H221L222 173H219V171H220V169H222L221 167H220V169H217L218 167H216V168H214L213 166L216 164V162H215V160H216V151L214 152V149L212 148V147H214L213 145H212V143L209 145V139L208 138H203V137H199V135L200 134H197L196 133V135H194L193 134V132L192 133H190L191 132V130H190V128L189 129H186L185 127H187V126H185L184 127V125H183V123L181 124V121H179V118H177V116H178V110H179V107H180V104L179 103H181V101H179V97H178V94H177V92L176 91H174V90H176L175 88V85L174 84H168L169 83V81L166 83L165 82V84H163L162 83V86L161 85H159L160 83L158 82V81H156V80H154L155 78L153 77V75L151 74L153 71L151 70V69H149V70H147V68H144V69H142V70H140V74L142 73V74H144L143 75V77H142V75H140L139 74V77H140V79H143V81L141 82V80L137 83V84H135L138 88L137 89H141V92L140 93H142V95L146 92H144V90H147L148 88H149V90H151V91H153V94H152V96L155 98V100L156 99H159L158 101L156 100V105H159L160 103H159V101H161V103L162 104H160L159 106H156V114H155V111H154V114L152 115V113H150V111H148L149 109H148V106L146 105V106H144V105H142L140 102V105H141V107H140V105L138 104V106L136 105L138 102V100L136 99V102H134V100H135V97H134V95H133V97L132 96H130V95H126V94H129L130 93V91H131V89H129L128 90V87L126 88V90L127 91H129V92H127V93H125L126 91H123V86H124V84H125V86H127V84L126 83H129V82H127V80H126V77H125V74H124V72H122V70H120L121 69V67H122V65H118V63L119 64H121V63H123V59H121V57H118L119 55H117V52L115 51V49L116 48H114V47H116V45L117 44H114V42H115V40L114 41H112L111 39L112 38H107V30H106V27L108 26V24H107V22H109V20H111V18L107 21V17L106 18H103L105 21H103V19H101L102 17H101V15H100V13H99V8L97 7V5L99 6V4H97L96 2H98V1H96L95 2V0H88V2H85L84 3ZM222 1H227V2H229V10H230V12H231V14L233 15V18H235L238 22H239V24H241L242 25V27H244L245 29H249V30H252V32H255V33H253V35L255 34V40L257 41V42H262V43H264V0H222ZM3 2V3H2ZM5 2V3H4ZM27 2V3H26ZM75 2H77V3H75ZM90 2V3H89ZM20 3H23V4H20ZM70 3V4H69ZM73 3V4H72ZM82 3V4H81ZM84 3V4H83ZM88 3H89V5H88ZM76 4H77V6H76ZM16 5V6H15ZM23 5V6H22ZM25 5V6H24ZM32 5V6H31ZM69 5H70V7H69ZM81 5V6H80ZM88 5V6H87ZM11 6V7H10ZM22 7V8H21ZM75 9H74V8ZM87 7V8H86ZM94 7H96V8H94ZM32 8V10H33V8H35V10H31V12L29 11L30 9ZM66 8H70V9H66ZM73 8V9H72ZM89 8V9H88ZM93 8H94V10H93ZM3 9H4V11H3ZM10 9V10H9ZM26 9V10H25ZM29 9V10H28ZM71 9L73 10V11H71ZM79 9V10H78ZM40 10V11H39ZM68 10V11H67ZM76 10V11H75ZM88 10V11H87ZM3 13H2V12ZM10 11L12 12V13H10ZM62 11H64V12H62ZM82 11V12H81ZM87 11V12H86ZM90 11V12H89ZM34 12V13H33ZM66 12V14H65V16L63 15V13H65ZM71 12V13H70ZM83 12H84V14H83ZM60 13H61V15H60ZM68 13L70 14L69 16H68ZM88 13V14H87ZM98 13H99V15H98ZM23 14V15H22ZM31 14V15H30ZM36 14V15H35ZM21 15V16H20ZM25 15V16H24ZM30 15V16H29ZM62 15L64 16V17H62ZM66 15H67V18H66ZM231 15V16H232ZM9 16V17H8ZM11 16H13L12 18H11ZM37 16L40 18H37ZM86 16V17H85ZM93 16H94V18H93ZM97 16H100V18L98 17L97 18ZM19 17V18H18ZM22 17V18H21ZM83 17V18H82ZM85 17V18H84ZM88 17V18H87ZM90 17V18H89ZM10 18H11V21H10ZM17 18V19H16ZM43 18H44V20H43ZM59 18H61V19H59ZM64 20H63V19ZM93 18V19H92ZM109 18V17H108ZM8 19H9V21H8ZM14 19V20H13ZM78 21H77V20ZM79 19H81V20H79ZM82 19H84V22H83V20ZM86 19V20H85ZM101 21H100V20ZM72 20V21H71ZM94 20V21H93ZM98 20V21H97ZM7 21L9 22V23H7ZM19 21V22H20ZM61 21V22H60ZM74 21V22H73ZM76 21V22H75ZM81 21V22H80ZM89 21V22H88ZM99 21H100V23H99ZM0 22H1V19H0ZM78 22H79V24H78ZM86 22H88L87 24H86ZM102 22V23H101ZM105 22V23H104ZM67 23V24H66ZM71 23V24H70ZM77 23V24H76ZM83 23V24H82ZM111 23V22H110ZM1 25H2V23H0ZM74 24V25H73ZM77 26H76V25ZM94 24V25H93ZM96 24V25H95ZM102 24V25H101ZM13 25V26H12ZM17 25V26H16ZM21 25V24H20ZM35 25V26H34ZM87 25V26H86ZM97 25H98V27H97ZM107 25V26H106ZM64 26V27H63ZM72 26V27H71ZM106 26V27H105ZM110 26V25H109ZM62 27V28H61ZM75 29H74V28ZM87 27V28H86ZM28 28H29V30H28ZM67 30H66V29ZM74 29V31L72 30V29ZM90 28H92V29H90ZM100 29L98 32H95L97 29ZM102 28V29H101ZM107 28H109V27H107ZM71 30V32H70V30ZM81 29V30H80ZM88 29H90V30H88ZM104 29V30H103ZM111 29V28H110ZM109 29V30H110ZM17 30V31H18ZM28 30V31H27ZM60 30V32H58ZM80 31V32H78V31ZM85 30V31H84ZM92 30V31H91ZM13 31H11V32H13ZM44 31V32H43ZM62 31H63V33H62ZM76 31V32H75ZM89 31V32H88ZM104 31V32H103ZM105 31H107V32H105ZM57 32V33H56ZM65 32V33H64ZM68 34H67V33ZM74 32H75V34H74ZM92 32V33H91ZM101 34H100V33ZM131 32H132V30H131ZM56 33V34H55ZM60 33V34H59ZM80 33V34H79ZM84 33V34H83ZM86 33V34H85ZM88 33V34H87ZM97 33V34H96ZM104 33H105V35H106V37H104ZM63 34H65V35H63ZM77 34V35H76ZM99 34V35H98ZM47 37H46V36ZM53 35V36H52ZM63 36V37H61V36ZM70 35V36H69ZM74 35V36H73ZM79 35H81V37H79ZM92 37H91V36ZM98 35V37H96ZM103 36L104 38L102 39V37L101 36ZM129 35H131L132 37H133V35H132V33H129ZM129 35L128 36H126L127 38L129 37ZM31 36H33L32 34H31ZM57 36V37H56ZM69 36V37H68ZM51 37H53V38H51ZM56 37V38H55ZM61 37V38H60ZM85 37V38H84ZM132 37H129L128 39H129V41H131L132 40ZM77 38V39H76ZM88 38H89V40H88ZM105 38H106V40H105ZM130 38H131V40H130ZM54 40L53 41V44H54V42L55 41H59V40H62L63 42H64V44H65V48L63 47L64 45H61V46H59L60 48H62L64 51H59L60 49L58 48H56L55 47V44H57V42H55V44H54V46L52 45V42L50 41V40ZM56 39V40H55ZM57 39H59V40H57ZM86 39H87V41H88V43H86ZM96 39H97V41H96ZM98 39H100L101 41L99 42V40ZM109 39V40H108ZM128 39H125L126 41H128ZM18 40H20L21 41V39H18ZM83 40V41H82ZM84 40H85V42H84ZM103 40V41H102ZM125 40H122L123 41V43H125ZM23 41V43L25 42L24 40H22ZM62 41H59V43L58 44H60ZM75 41V42H74ZM76 41H77V44H75L76 43ZM122 41H121V44H123L122 43ZM128 41V42H129ZM17 42V41H16ZM83 42H84V44H83ZM99 42V43H98ZM110 42V43H109ZM113 42V43H112ZM128 42H126V43H128ZM81 43H82V45H81ZM87 45H86V44ZM109 43V44H108ZM18 44V43H17ZM19 44H22V42H19ZM63 44V43H62ZM79 44L81 45V47H79ZM104 44V45H103ZM120 43H118V45H119ZM69 46V48H68V46ZM101 45V46H100ZM107 45H110V46H107ZM111 45H113L112 46V48H111ZM52 46H53V48H52ZM103 46V47H102ZM54 47L56 48V49H54ZM78 47V48H77ZM85 47V48H84ZM107 49H106V48ZM77 48V49H76ZM103 48H105L106 49V51L103 49ZM61 49V50H62ZM79 49V50H78ZM99 49V50H98ZM110 49H111V52H110ZM113 49H114V51H113ZM76 50H78V51H75ZM104 50V51H103ZM150 50V51H149ZM149 50H146V52H144L145 54H147L148 55V57L150 58V57H153V53L151 52V51H153V50H151V49H149ZM97 51H98V55H100V56H98L96 53H97ZM102 53H100V52ZM108 51H109V54H107L108 53ZM55 52V53H54ZM64 52H65V56L66 57H63V55H64ZM104 52H106V53H104ZM152 53V56L150 55L151 53ZM49 53H50V55H49ZM95 53V54H94ZM112 53V55H111V59H109L110 58V54ZM115 53H116V55H115ZM144 53H141V54H138V55H141V56H139L138 58H140V57H145L146 55L144 54ZM60 54H61V56H60ZM72 54V55H71ZM80 56H79V55ZM75 55H77V56H75ZM104 55H108V58L105 60L104 58H106ZM137 55V54H136ZM137 55V56H138ZM145 55V56H144ZM103 56V57H102ZM113 56V57H112ZM81 57V58H80ZM82 57H83V59H82ZM94 57V58H93ZM100 57H102L103 58V60H101L100 59ZM114 57H117V58H119L118 59V61H117V58L116 59H114ZM135 57L136 56H134V59H135ZM147 57V56H146ZM145 57V58H146ZM48 58V59H47ZM59 58V59H58ZM93 58V59H92ZM99 58V59H98ZM114 60H113V59ZM137 58V59H138ZM49 59H50V61H49ZM81 59H82V61H81ZM108 59H109V61H108ZM140 59H144V58H140ZM140 59H139V62H140ZM148 59V58H147ZM46 60V61H45ZM90 60V61H89ZM100 62H99V61ZM115 60H116V62H115ZM122 62H121V61ZM71 61V62H70ZM75 61V62H74ZM102 61V62H101ZM157 61V60H156ZM48 62V63H47ZM87 62V63H86ZM106 62V63H105ZM113 62H115V63H117V64H115V63H113ZM138 62V61H137ZM76 63V64H75ZM84 63H86V64H84ZM90 63V64H89ZM95 63V64H94ZM99 63V64H98ZM101 63H102V65H101ZM105 63V64H104ZM160 63H161V61H159L158 60V62H155V64H156V66L158 67V69L160 70V69H162V63H161V65H160ZM80 64L82 65L81 67H80V70H78L79 68V66H80ZM111 64V65H110ZM113 64V65H112ZM158 64V65H157ZM87 65V66H86ZM99 65V66H98ZM107 65V66H106ZM118 65V68H119V70L120 71H118V68L116 69V67L115 66H117ZM69 66V67H68ZM103 66V67H102ZM111 66H113V67H115L114 69L115 70H113V67H111ZM38 67V68H37ZM77 67V70L75 69V68ZM84 67V68H83ZM98 67H100V68H98ZM160 67V68H159ZM92 68V69H91ZM101 68H102V70H101ZM104 68V69H103ZM83 69H84V71H83ZM145 69H146V71H145ZM35 70V71H34ZM51 70V71H50ZM93 70V72H89V71H92ZM150 70H151V72H150ZM164 70V69H163ZM78 71V72H77ZM81 71H83V72H81ZM86 71V72H85ZM98 71V72H97ZM115 71V73H113ZM118 71V72H117ZM145 73H144V72ZM162 71V70H161ZM99 72H100V74H99ZM103 74H102V73ZM150 74H149V73ZM49 73H50V75H49ZM75 73V74H74ZM77 73V74H76ZM85 73V74H84ZM89 73V75H87ZM93 75H92V74ZM106 73V74H105ZM146 73H148L147 75H145ZM79 74V75H78ZM111 76H110V75ZM113 74H115V75H113ZM123 76H122V75ZM154 74V73H153ZM83 75H85V76H83ZM96 75H98V76H96ZM106 77H105V76ZM109 75V76H108ZM113 75V76H112ZM148 75H150V77L148 76ZM95 76V77H94ZM120 76H122L123 78H121ZM147 76L149 77V78H147ZM153 78H152V77ZM48 77V78H47ZM81 77V78H80ZM83 77V78H82ZM91 78V79H89L88 80V78ZM97 77V78H96ZM99 77H101V79L99 78ZM105 77V79H103ZM111 77H112V79H111ZM124 77H125V79H124ZM144 77H146V78H144ZM44 78V79H43ZM55 78V77H54ZM80 78V79H79ZM92 78L93 79H97V81L98 82H96V80H92ZM109 78H110V80H109ZM115 78V79H114ZM84 81H82V80ZM85 79V80H84ZM87 79V80H86ZM119 79V80H118ZM120 79H121V81H120ZM154 80V83H155V81L157 82V84L155 83H153V81L152 80ZM45 80V81H44ZM101 80V81H100ZM102 80H103V82H102ZM107 80H109V83H108V81ZM149 80V81H148ZM25 81V82H24ZM39 81V82H38ZM89 81H91L92 83H90ZM96 82V84H95V82ZM114 81V82H113ZM118 81V82H117ZM148 81V82H147ZM75 82V83H74ZM120 82V83H119ZM124 82H126V83H124ZM150 82V83H149ZM80 83V84H79ZM83 83V86L81 85ZM101 85H100V84ZM105 83V85H106V87H105V85H103ZM109 85H108V84ZM124 83V84H123ZM143 83V84H142ZM148 84V85H144V84ZM170 83H172V82H170ZM34 84V85H33ZM73 84V85H72ZM79 84V88L77 87V85ZM84 84H89L88 85V87H87V89H83V87L84 88H86L85 86H84ZM98 84V85H97ZM114 85V87H113V85ZM122 84V85H121ZM151 84V85H150ZM23 85V86H22ZM74 85H76V86H74ZM90 85H92V86H94V87H90ZM100 85V86H99ZM111 85V86H110ZM120 85V86H119ZM131 85H134V83L133 84H131ZM130 85V88L132 87ZM141 85V86H140ZM152 85H153V87H152ZM155 85V86H154ZM165 85H167V86H169V87H167V86H165ZM98 86V87H97ZM103 86V88H101ZM118 86V87H117ZM136 86H133L134 87V89H135V87ZM140 86V87H139ZM143 86V87H142ZM158 86V87H157ZM81 87V88H80ZM95 87H97L98 89H96ZM110 87H112V89H110V90H112L113 92H115L116 90H118L117 92H115V93H113L112 91H110L109 90V88ZM120 87H122V88H120ZM133 87H132V89H133ZM145 87V88H144ZM152 87V88H151ZM162 89H161V88ZM166 87V88H165ZM77 89V90H75V89ZM94 88V89H93ZM99 88H101V89H99ZM107 88H108V90H109V92H107L108 90H107ZM115 88V89H114ZM143 88V89H142ZM154 88H159V89H155L154 90ZM165 88V89H164ZM167 88H169V90H170V92L168 91V89ZM89 90V89H91L90 91L91 92H89V91H87V93L85 92V91H82V90ZM125 89V88H124ZM137 89H135V90H137ZM173 89V90H172ZM95 91V93H93L94 91ZM107 90V91H106ZM142 90H143V92H142ZM148 90V92H150ZM165 90H167V91H165ZM69 91H70V89H69ZM79 91H81V93L79 92ZM103 91V92H102ZM122 91V93H119V92H121ZM154 91H156V95H155V92ZM164 91V92H163ZM171 91H172V93H171ZM79 92V95H81V96H79V97H75V96H78L77 95V93ZM103 94V96H102V94ZM123 92L125 93V94H123ZM134 91L132 90V92L131 93H133ZM168 92V93H167ZM86 93V94H85ZM91 93V98L89 97V96H86V98L84 97L85 95H89ZM98 95H97V94ZM105 93V94H104ZM112 93V94H111ZM118 95H117V94ZM130 93V94H131ZM135 93H137L138 95H140L138 92H135ZM164 93V94H163ZM96 94V100H95V97L93 96V95H95ZM101 94V95H100ZM108 94H110V95H108ZM116 94V95H115ZM123 96H122V95ZM150 95H151V93H149ZM161 94V95H160ZM173 94H174V96H173ZM82 95H84V96H82ZM110 96L109 98H107V97H104V96ZM115 95V97H113ZM125 95H126V97H129V99L128 98H126L125 97ZM160 95V96H159ZM164 95H166V96H164ZM171 95L173 96V98H175V99H173L172 97H171ZM15 96H17V98L15 97ZM100 96V97H99ZM117 96H120L119 98L121 99V98H125L124 100L123 99H119V100H117L118 98H117ZM122 96V97H121ZM156 96V97H155ZM158 96H159V98H158ZM99 97V101H102V102H99L98 101V98ZM103 99H102V98ZM160 97H163V98H160ZM78 100V103L80 102V99H81V101L82 102H80L79 104L78 103H76L75 102V100L76 99ZM87 98H89V99H91V100H93V102H95L94 104H93V102H91V100L90 101H88L87 100ZM111 98H114V99H116V100H113V99H111ZM131 98V99H130ZM170 98V99H169ZM172 98V99H171ZM85 99H86V101H87V103H88V105H86L87 103L86 102H84L85 101ZM101 99V100H100ZM105 99V100H104ZM134 99V100H133ZM161 99V100H160ZM41 100H42V102H41ZM45 100V101H44ZM76 100V101H77ZM95 100V101H94ZM104 100V101H103ZM109 100H111V101H109ZM125 100H127V104L125 103L126 101ZM130 100L132 101V103L134 102V104H132L131 102H130ZM169 100V101H168ZM173 100V101H172ZM116 101V103H114ZM123 101V102H122ZM125 101V102H124ZM164 101H168L167 102V104L168 105H166V102H164ZM172 101V102H171ZM179 101V102H178ZM46 102V103H45ZM84 102V103H83ZM90 102V103H89ZM108 102H110L109 104H108ZM128 102H130L129 104L131 105L130 107H134V108H138L137 110L136 109H130L129 110V112H131V113H129L128 112V108L126 109V107H129L128 105ZM158 102V103H157ZM174 102H176V103H174ZM42 103H44V104H42ZM55 103H57V105H59V104H61V99H57L55 102H54V104ZM84 105H83V104ZM97 103V104H96ZM98 103H100V104H98ZM112 103H114V104H112ZM118 103H122L121 105H123V103H124V105L125 106H121V108H118ZM170 103V104H169ZM39 104L42 106H39ZM92 104V105H91ZM96 104V105H95ZM106 104H108V105H106ZM115 104H118L117 106H115ZM165 106H164V105ZM177 104V105H176ZM97 105H101L100 107H99V109H97L98 107H97ZM106 105V106H105ZM110 105V106H109ZM134 105V106H133ZM163 105V106H162ZM103 106H105V107H103ZM109 106V107H108ZM111 106H113V108L111 107ZM144 106V107H143ZM175 106V107H174ZM176 106H177V108H176ZM95 107V108H94ZM102 107V108H101ZM116 107L118 108V109H116ZM124 109H126L127 110V112H128V114H130V115H133V116H131V117H133V118H131V117H127V116H130V115H127L125 112H126V110H125V112L124 111H122L123 113H125L127 116H124V115H120L122 112L120 111V110H122L123 108ZM129 107V108H130ZM146 107V108H145ZM158 107V108H157ZM161 107V108H160ZM164 107V108H163ZM109 108H111L110 110H109ZM166 108V109H165ZM14 109V110H13ZM102 109V110H101ZM106 109V110H105ZM116 111L115 113H114V110ZM148 109V110H147ZM162 111V109H164V111H160V110ZM87 111V113L86 112H84V111ZM105 110V111H104ZM108 110V111H107ZM113 110V111H112ZM121 112L120 114L118 113L117 114V112H119V111ZM133 110H135L134 112H133ZM150 110H152L153 111V109H151V107H150ZM91 112V114L89 113V112ZM138 111V112H137ZM141 111H143V113L144 114H142V116L143 117H141V114H140V112ZM158 111H160V112H158ZM175 111V112H174ZM79 112H81V113H79ZM93 113H94V115H93ZM96 113L99 115V116H101V117H99L98 115H96ZM133 113V114H132ZM142 113V112H141ZM147 113V114H146ZM80 114H82V115H80ZM85 114V115H84ZM134 114H135V117L136 118H139V117H141L143 120H145V121H142V119L141 118H139V119H136L135 117H134ZM139 116H138V115ZM162 114V115H161ZM175 114V115H174ZM31 115V116H30ZM68 114H66L65 116H67ZM78 115H79V117H78ZM88 116V119H87V116ZM90 115H91V117H90ZM93 115V116H92ZM96 115V117L93 119V117ZM104 116V118H105V120H104V118H103V116ZM159 115V116H158ZM65 116L64 117H59V125L60 126H58L57 125V127H58V132H59V134H61V135H63V134H65V129L64 128H66L67 127V124H68V122L69 121H73L74 122V118H73V116H72V120H70V118H68V119H66L65 118ZM156 116V117H155ZM158 116V117H157ZM162 116V117H161ZM174 116V117H173ZM176 116V117H175ZM97 117H98V120H97ZM106 117H107V120H106ZM108 117H110V119H108ZM112 117V118H111ZM84 118V119H83ZM90 118V119H89ZM102 119V120H100V119ZM115 118V119H114ZM135 118V119H134ZM160 118V119H159ZM163 118V119H162ZM177 120H176V119ZM93 119V120H92ZM116 119L117 120H122L123 121V124L124 123H127V124H125V126L123 125V127H121L120 128V125L122 126V124H118L117 126H119V127H117L116 125H115V123L117 124V122H115L116 121ZM173 119V120H172ZM86 120H88V121H86ZM158 120H160L159 122L160 123H158ZM162 120V121H161ZM89 121H91V122H89ZM92 121H94V123H95V125H94V123H93V125H92ZM101 123H100V122ZM125 121V122H124ZM127 121V122H126ZM172 121V122H171ZM176 122V124H175V122ZM62 122V123H61ZM75 122H78V121H75ZM97 122V123H96ZM111 122V123H110ZM115 122V123H114ZM164 122V123H163ZM179 122V123H178ZM99 123V124H98ZM103 123V124H102ZM118 123H119V121H118ZM122 123V122H121ZM162 123V124H161ZM178 123V124H177ZM63 124V125H62ZM90 124V125H89ZM102 124V125H101ZM106 124V125H105ZM111 124V125H110ZM175 124V125H174ZM21 125V126H22ZM44 124L42 123V124H40L39 125V129L40 130H43V129H41L42 128V126H43ZM104 125V126H103ZM131 127H130V126ZM136 125V126H135ZM178 125H181V126H178ZM41 126V127H40ZM61 126H64V127H62V128H60ZM101 128H100V127ZM115 126V127H114ZM135 126V127H134ZM171 126V127H170ZM174 126V127H173ZM108 127L110 128V130H108ZM128 127V128H127ZM170 127V128H169ZM177 127V128H176ZM182 127H183V130H185V131H183V130H181L182 129ZM44 129H45V127H43ZM106 128V129H105ZM114 130H113V129ZM116 128H118L117 130H116ZM125 128H127V129H125ZM139 128H140V130H139ZM141 128H142V130H141ZM174 128V129H173ZM176 128V129H175ZM179 128H181L180 130H177V129H179ZM185 128V129H184ZM188 128V127H187ZM123 130L124 131V134L122 133L123 131H121V130ZM130 129V130H129ZM135 129V130H134ZM144 129V130H143ZM146 129V130H145ZM115 130L117 131V132H115ZM120 130V131H119ZM127 130H128V132H127ZM133 130V133L131 132ZM156 130L158 131L159 130V132L157 133L156 132ZM188 130V131H187ZM119 131V132H118ZM127 132V135H126V132ZM141 133H140V132ZM143 131V132H142ZM160 131H161V133L163 134L164 132H166V133H164L163 135L160 133ZM163 131V132H162ZM190 131V132H189ZM147 134H145V133ZM94 133V134H95ZM104 135H103V134ZM130 133H132V135H129ZM142 135H140V134ZM145 134L146 135V137H143V136H145V135H143V134ZM155 133V134H154ZM170 133V134H169ZM134 134H139L138 135V137H136ZM156 134H158V135H156ZM165 134H166V136H165ZM108 135V136H107ZM112 137H111V136ZM155 135V136H154ZM171 135V136H170ZM172 135H174V136H172ZM113 136L114 137H116V138H113ZM141 136V137H140ZM149 136V137H148ZM150 136H151V139H150ZM157 136V137H156ZM158 136H160V137H158ZM204 136V135H203ZM96 137H95V139H96ZM145 138V139H141V138ZM167 138L168 140H166V139H161V141H160V139L158 140V138ZM169 137V138H168ZM171 137H173V138H171ZM120 138V139H119ZM156 138H157V140H156ZM172 139V141H171V139ZM188 138V140H187V142H186V139ZM113 139V140H112ZM117 139V140H116ZM184 139V140H183ZM190 139L191 140H193L192 142L190 141ZM153 140H155V141H153ZM97 141H100V139H98ZM169 141V142H168ZM103 142V143H104ZM116 142V143H115ZM120 142V143H121ZM157 142V143H156ZM159 142V143H158ZM201 142V143H200ZM204 142V143H203ZM183 143H185V144H183ZM189 144V147H187L186 146V144ZM192 143V145H190ZM84 144V143H83ZM89 144V143H88ZM118 144V143H117ZM135 144V143H134ZM140 144H141V146H143L144 144V153H143V147H140ZM165 144V145H164ZM167 144V145H166ZM168 144H170L169 146H168ZM182 144V145H181ZM2 145V148H4L3 146H5V148L7 147V145H5V144H0V146ZM86 146V148H87V150H88V146H87V143L85 144ZM148 145V146H147ZM178 145V146H177ZM84 146V145H83ZM108 146H110V147H108ZM113 146V147H114ZM135 146V145H134ZM149 146L151 147V148H149ZM180 146V147H179ZM104 147H106V146H104ZM103 147V148H104ZM153 147V148H152ZM154 147H155V149H154ZM182 147V148H181ZM186 147V148H185ZM86 148H84L85 150H86ZM127 148H129V149H127ZM192 148V149H191ZM210 148V149H209ZM83 149V150H84ZM107 149H105V151L107 150ZM111 149V148H110ZM109 149V150H110ZM126 149V150H125ZM147 149H150V151H148L147 152ZM151 149H153V151L151 150ZM184 149H186V150H184ZM146 150V151H145ZM155 150V151H154ZM157 150V151H156ZM166 150L168 151L167 153H165L166 152ZM89 151V150H88ZM108 151V150H107ZM123 151H125V152H123ZM134 152L136 151L135 149L133 150ZM191 151V152H190ZM213 151V152H212ZM84 152V151H83ZM134 152H132V153H134ZM148 154H147V153ZM153 152H155V153H157L158 152V154H156L157 156L159 155V157H157V156H155V153L153 154ZM163 152H164V154H163ZM85 153V152H84ZM121 153H126V155H127V153H128V155H127V157L128 158H126V155L124 154V156H125V158L123 157L122 158V156H123V154L121 155ZM135 153H137V152H135ZM143 153V154H142ZM151 153V154H150ZM214 155H213V154ZM147 154V155H146ZM153 154V155H152ZM133 155V156H132ZM180 155V156H179ZM181 155H183V156H181ZM132 156V157H131ZM180 158H179V157ZM130 157V158H129ZM161 157V158H160ZM175 157V158H174ZM108 158V157H107ZM115 158H117V157H115ZM124 159L125 160V163L124 162H122L121 161V159ZM133 158V161H131L130 162V160ZM135 158H136V165L134 164L135 163ZM151 158V159H150ZM166 158H167V160H166ZM173 158L174 159H176L177 160V162H176V160H174V161H172L173 160ZM177 158H179V159H177ZM181 158H183V160L181 159ZM187 158L188 159V161H187V159L185 160V159ZM192 158V159H191ZM196 158V159H195ZM120 159V160H119ZM128 160V163L130 162V164L129 165H127V160ZM143 159H145L144 161H143ZM153 159V160H152ZM172 159V160H171ZM107 160H108V162H107ZM116 160V159H115ZM149 160V161H148ZM152 161V163H153V165H148V164H150V162ZM162 162H161V161ZM178 160H179V162H178ZM185 160V161H184ZM196 160V161H195ZM138 161V162H137ZM146 161L148 162V164L146 163ZM155 161V162H154ZM170 161L172 162V163H170ZM181 161H182V163H181ZM217 161V160H216ZM122 162V163H121ZM142 162H145V163H142ZM175 162V163H174ZM187 162V163H186ZM199 162V164L197 165V163ZM209 162V163H208ZM105 163H106V166H105ZM108 163V164H107ZM145 164L146 166L148 165V166H151L150 168H152V169H150V173H147V172H149V171H147L145 168H147L146 166L144 167V169L147 171H145L144 170V172H143V174H144V176L143 175H141V176H143V177H145V176H148L147 177V179L145 178H138L137 177V174H135L134 175V173H136L135 171H137V170H139V168L141 167V165H140V167L138 166V164ZM151 163V164H152ZM193 163V164H192ZM214 163V164H213ZM110 164V165H109ZM125 164V165H124ZM176 164V165H175ZM181 164V165H180ZM186 164V165H185ZM190 164H192V165H190ZM205 164V165H204ZM208 164V165H207ZM210 164L212 165V166H210ZM111 165H112V168H111ZM142 165V166H143ZM169 165H170V167H169ZM178 165V166H177ZM201 167H200V166ZM102 166V165H101ZM105 166V167H104ZM123 166V167H122ZM127 168H126V167ZM130 166V167H129ZM131 166H132V168H131ZM135 166H137L136 168H137V170H135L136 168H135ZM176 166V167H175ZM192 166V167H191ZM217 166V165H216ZM219 166V165H218ZM108 167H110V168H108ZM114 167V168H113ZM172 167V168H171ZM178 167H180V168H178ZM182 167V168H181ZM184 167H186V168H184ZM191 167V168H190ZM199 167V168H198ZM103 168V169H102ZM122 168V170L120 171V169ZM135 168V169H134ZM143 168V167H142ZM183 168H184V170H183ZM211 168H213V170L211 169ZM148 170H149V167L147 168ZM153 169H155V170H153ZM173 170V172H172V170ZM185 169H188V170H185ZM198 169V170H197ZM210 169V170H209ZM106 170H108L107 172H106ZM133 170H135V171H133ZM208 170V171H207ZM213 172H212V171ZM216 170V171H215ZM219 170V171H218ZM114 171H116V172H114ZM118 171V172H117ZM126 171H127V173H126ZM181 173L180 175L182 176V178H181V176L179 175V173ZM187 171H188V173H187ZM215 171V172H214ZM218 171V172H217ZM106 172V173H105ZM124 172V173H123ZM128 172H130L129 174H128ZM132 172H134L133 174H132ZM145 172L147 173V174H149V175H145ZM154 172V173H153ZM183 172V173H182ZM205 172V173H204ZM222 172H223V170H222ZM173 173V174H172ZM185 173V174H184ZM105 174H106V176H105ZM124 174H125V176H124ZM150 174H153V175H151V177H150ZM199 174H200V176H199ZM205 176H204V175ZM214 174V175H213ZM224 174V173H223ZM129 175H130V177L132 176V178H129ZM211 175H212V177H211ZM221 175V176H220ZM126 176L128 177V180L129 181H127V178H126ZM134 176L139 180V181H137V179L136 178H134ZM139 176V175H138ZM140 176V177H141ZM185 177V179H184V177ZM188 176V177H187ZM195 176V177H194ZM152 177H153V179H155V181H156V183L158 184L157 186H155L156 185V183H155V181L152 179ZM178 177V178H177ZM194 177V178H193ZM200 177V178H199ZM205 177V178H204ZM207 177V178H206ZM100 178V179H101ZM211 178V179H210ZM110 179V178H109ZM152 179V183L150 182V180ZM214 179V181H212ZM220 180L219 181V183H218V181L216 182V180ZM232 179V178H231ZM148 180V181H147ZM183 180H185V181H183ZM191 180V181H190ZM199 180V181H198ZM136 181V182H135ZM142 181H143V183H142ZM154 181V182H153ZM178 181V182H177ZM183 181V182H182ZM127 182H129V183H127ZM132 184H131V183ZM133 182H135V183H133ZM148 182H150V183H148ZM163 182V183H162ZM186 182V183H185ZM192 183V185L191 184H189V183ZM196 182V183H195ZM224 184V186H223V184ZM137 183V184H136ZM148 183V184H147ZM162 185H165V186H161V184ZM185 183V184H184ZM188 183V184H187ZM218 183V184H217ZM231 183V182H230ZM128 184V185H127ZM175 184V185H174ZM232 184V183H231ZM131 185V186H130ZM161 186L163 189H164V187H166L167 185V187L163 190L161 187V189H159V190H161V191H158V190H156L157 191V193L155 194V195H153V196H151V194H154L156 191L154 190V189H156V188H159L158 186ZM169 185H170V187H169ZM228 185V186H227ZM147 186H148V188H147ZM155 186V187H154ZM186 186V187H185ZM190 186V187H189ZM210 186V187H209ZM219 186V187H218ZM232 186H233V184H232ZM146 187V188H145ZM152 187H154V189L153 190H151L152 189ZM178 187V188H177ZM217 187V188H216ZM134 188V189H133ZM169 188V189H168ZM171 188H172V190H171ZM176 188V189H175ZM186 188V189H185ZM212 188V189H211ZM178 189V190H177ZM192 189V190H191ZM202 189V190H201ZM217 189V190H216ZM222 189V190H221ZM227 189H229V190H227ZM144 192H143V191ZM168 190V191H167ZM171 190V191H170ZM180 190V191H179ZM198 190H199V192H198ZM137 191V192H136ZM154 191V192H153ZM173 191V192H172ZM183 191V192H182ZM186 191H188V192H186ZM213 191V192H212ZM226 191V192H225ZM229 191V193H227ZM147 192H149V193H147ZM160 192H163V193H160ZM168 192V193H167ZM171 192H172V194H171ZM176 192H177V194H176ZM207 192V193H206ZM216 192V193H215ZM180 193V194H179ZM186 193V194H185ZM211 194V196H210V194ZM231 193V194H230ZM161 194H163V196L161 195ZM192 194V195H191ZM197 194V195H196ZM215 194V195H214ZM227 194H229L228 196H227ZM134 195V196H133ZM150 195V196H149ZM171 195V196H170ZM176 195H178V196H176ZM181 195V196H180ZM184 197H183V196ZM186 195V196H185ZM200 195V196H199ZM203 195V196H202ZM207 195V196H206ZM232 197H231V196ZM160 196V197H159ZM170 196V197H169ZM188 196H190V198H191V200H189L188 199V201L186 200L187 198H188ZM191 196H193V197H191ZM134 197V198H133ZM165 198V199H163V198ZM180 197V198H179ZM186 197V198H185ZM198 197H199V199H198ZM205 197V198H204ZM230 197V198H229ZM148 198H150V200L148 199ZM157 198V199H158ZM172 198H176L174 201L175 202H177V204L173 201V199ZM192 198H194V199H196V201H193L194 199H192ZM206 198H207V200H206ZM130 199V200H131ZM183 199H185V200H183ZM213 199H215V200H213ZM131 200V201H132ZM153 200H155L157 203L159 202V201H157L156 200V198L155 199H153ZM164 200H165V202H164ZM177 200V201H176ZM179 200V201H178ZM200 200H202V201H200ZM211 200V201H210ZM198 201V202H197ZM215 201V202H214ZM217 201V202H216ZM148 202V203H147ZM180 202V203H179ZM191 202V203H190ZM196 202V203H195ZM230 202V203H229ZM232 202V203H231ZM149 203V204H150ZM157 203H155V205L157 204ZM175 203V204H174ZM193 203H195V205L193 204ZM202 203V204H201ZM228 203V204H227ZM145 204V205H144ZM149 204L147 205L148 207H149ZM159 205H160V203H158ZM204 204V205H203ZM214 204V205H213ZM224 204H226L227 206L226 207H228V209L225 207V205ZM231 204H232V207H231ZM151 205H153V204H151ZM201 205H202V207H201ZM154 206V205H153ZM182 206V207H181ZM199 206H200V208H199ZM206 208H205V207ZM212 207L211 209H213V211L209 208V207ZM215 206V207H214ZM226 208H224V207ZM232 208V210H231V208ZM159 206H157V208H158ZM166 207V208H165ZM207 207H208V209H207ZM156 208V207H155ZM186 210H185V209ZM203 208L204 209H206L207 211H205V210H203ZM216 208H218V209H216ZM178 209V210H177ZM220 209V214H218V212L216 211V210H219ZM187 210H188V212H187ZM211 211V213L209 212V211ZM228 210H230V211H228ZM193 211V212H192ZM205 211V212H204ZM215 211V212H214ZM176 212H178L177 214H176ZM179 212H181V214H179ZM191 212V213H190ZM217 212V214H215ZM228 214H227V213ZM236 212V213H235ZM143 213V214H142ZM168 213L170 214V215H168ZM185 213V214H184ZM222 213V214H221ZM173 214V215H172ZM179 214V215H178ZM209 214H211L212 216H209ZM214 214V215H213ZM233 214V215H232ZM235 215H237V216H235ZM177 216V217H176ZM206 216V217H205ZM213 216L214 217H216L215 219L213 218ZM209 217V218H208ZM223 217V218H222ZM231 217V218H230ZM235 217V218H234ZM211 218H213V219H211ZM218 218H219V221H218ZM221 218V219H220ZM227 218V219H226ZM241 218V219H240ZM192 219V220H191ZM209 219H211V220H209ZM226 219V220H225ZM229 219V220H228ZM231 219V220H230ZM236 219L238 220V221H236ZM199 220V221H198ZM195 221V222H194ZM209 221H211V222H209ZM215 221H217L216 223H213V222H215ZM234 221V222H233ZM241 221H243V220H241ZM172 222V223H171ZM200 222V223H199ZM203 222V223H202ZM220 222V223H219ZM228 222V223H227ZM182 223V224H181ZM210 223V224H209ZM211 223H213V224H211ZM218 223V224H217ZM231 223H234V224H231ZM238 223H241L240 225H238ZM227 224H229L228 226H226ZM171 225V226H170ZM186 225H188V226H186ZM190 225V226H189ZM122 226V227H121ZM152 226H156L157 228L156 229H152V228H154V227H152ZM192 226V227H191ZM215 226V227H214ZM225 228V230H224V228ZM239 226V227H238ZM243 226V225H242ZM118 227V228H117ZM221 228V229H220ZM223 228V229H222ZM230 228L231 229H233L232 231L230 230ZM239 228V230H237ZM202 229V230H201ZM241 229H242V227H241ZM116 230H117V232H116ZM164 230V231H163ZM166 230V231H165ZM186 230V231H185ZM196 230V231H195ZM142 231H144V232H147V233H144V232H142ZM185 233H184V232ZM205 231V232H204ZM119 232H121V234H123V236L122 235H120L119 234ZM141 232L143 233V235H141ZM160 233V234H162V242H160L159 244H156L157 242L155 241V239L153 240V238H155V237H152V238H150L149 236H150V234L149 233H151V234H153V236H154V234H156V233ZM169 232V233H168ZM171 232V233H170ZM172 232H173V234H172ZM201 232V233H200ZM204 232V233H203ZM140 233V234H139ZM175 233V234H174ZM215 233V234H214ZM118 234V235H117ZM148 234V235H147ZM179 234V235H178ZM198 236H197V235ZM219 234H221L220 236V238L218 237L219 236ZM238 234V233H237ZM210 235V236H209ZM135 236H140V238H138L139 240H141V241H143V239H144V241L143 242H135L136 240H138ZM200 236V237H199ZM203 236V237H202ZM213 236V237H212ZM234 237H236V233H235V235H233ZM120 237H122V241L120 240V239H118V238H120ZM123 237H124V239L126 240H123ZM143 239H142V238ZM147 238V241H148V239H150L152 242H150V240H149V242H147L145 239ZM166 237V238H165ZM191 237V238H190ZM193 237H195L194 239H193ZM199 237V238H198ZM202 237V238H201ZM205 237V238H204ZM208 237V238H207ZM211 237V238H210ZM217 239H216V238ZM136 238V239H135ZM190 238V239H189ZM209 238H210V240H209ZM228 238V239H227ZM232 238V239H231ZM111 239H113V240H111ZM135 239V241H133ZM168 239V240H167ZM173 239V242L171 241ZM197 239V240H196ZM111 240V241H110ZM118 240H120V241H118ZM138 240V241H139ZM171 242H170V241ZM220 240V241H219ZM221 240H223V241H221ZM226 240V241H225ZM229 240V241H228ZM116 241V242H115ZM131 241H133V243H139V244H137V245H133V244H131L132 242ZM147 242V244H146V242ZM153 241H154V243H153ZM177 241V242H176ZM203 241V242H202ZM214 241V242H213ZM217 241L219 242V243H217ZM105 242V243H104ZM111 242H113V244L111 243ZM125 243V245H124V243ZM156 242V243H155ZM206 242V243H205ZM212 242V243H211ZM227 242H229V244L227 243ZM111 243V245H109ZM118 243V244H117ZM144 243V247H145V250H146V252H145V250H144V253L142 254V255H144V256H142L141 255V253L143 252V249H144V247H143V244ZM148 243H149V245H148ZM163 243V245L162 246H159V245H161ZM170 243L172 244V245H170ZM189 245V246H187V244ZM215 243V244H214ZM223 243V244H222ZM120 244V247L118 246ZM127 244V245H126ZM140 244H141V246L143 247V248H140L141 246H140ZM154 244V245H153ZM156 244V245H155ZM179 244V245H178ZM181 244V245H180ZM193 244V245H192ZM218 244V245H217ZM226 244H228V246L226 245ZM114 245V246H113ZM128 245H130V246H135V247H133V248H131L130 246V248H131V250L132 249H135V250H133V252H134V254L132 253V251L130 252V254L132 253V255H130L129 254V248H127V246ZM140 247H139V246ZM152 245V246H151ZM177 245V246H176ZM184 245V246H183ZM220 245H222V247H220ZM235 245V246H234ZM112 246V247H111ZM123 246V247H122ZM137 246L139 247V248H137ZM167 248H166V247ZM193 248H192V247ZM195 246V247H194ZM199 246H200V248H199ZM224 246V247H223ZM232 246H234V247H232ZM101 247H102V249H101ZM115 247H116V249H115ZM147 247V248H146ZM150 247V248H149ZM153 247V248H152ZM162 249H161V248ZM203 247V248H202ZM120 248V249H119ZM125 248H127L128 249V254L125 256V254H126V252H127V249H125ZM183 248V249H182ZM202 248V249H201ZM206 248H208V249H206ZM140 249V250H139ZM142 249V250H141ZM148 249H151L150 251L148 250ZM173 249H174V251H173ZM178 249V250H177ZM193 249V250H192ZM197 249V250H196ZM198 249H200L199 251H201V252H199L198 251ZM205 249H206V251H205ZM232 249V250H231ZM139 250V251H138ZM148 250V251H147ZM169 252H168V251ZM80 251V250H79ZM112 251H114V252H112ZM138 251V252H137ZM154 251H156V252H154ZM158 251H159V253H158ZM175 251H176V253H175ZM178 251V252H177ZM194 251H195V253H194ZM216 251L218 252V253H216ZM74 252V251H73ZM77 251H75L74 253H76ZM108 252H110V253H108ZM135 252H137V253H135ZM181 252V253H180ZM183 252L185 253L184 255H183ZM196 252H198L199 254H198V256H197V253ZM145 253H147V254H145ZM151 253V254H150ZM193 253H194V255H193ZM223 254V255H221V254ZM226 253V254H225ZM105 254V255H104ZM116 254V255H117ZM135 254H137V255H135ZM153 254V255H152ZM155 254H157V255H155ZM159 254H160V257H159ZM162 254V255H161ZM179 256H178V255ZM180 254H181V256H180ZM208 254V255H207ZM220 254V255H219ZM230 254V255H229ZM140 255V256H139ZM145 255H146V257H145ZM152 255V256H151ZM163 255H165V256H163ZM190 255H192V256H190ZM202 255H204V256H202ZM212 255V256H211ZM214 255V256H213ZM218 255V256H217ZM225 255V256H224ZM137 256H138V258H140V260L139 261H137L138 260V258H137ZM152 257V259H150L151 261H148L147 259H149V257ZM168 256V257H167ZM170 256V257H169ZM195 256V257H194ZM199 258V259H197V257ZM207 256H209L210 258H207ZM227 256V257H226ZM141 257H145V258H141ZM167 257V258H166ZM182 257H184V258H182ZM189 257H190V259H189ZM192 257V258H191ZM202 257V258H201ZM212 257V258H211ZM214 257V258H213ZM235 259H233V258ZM236 257H239L238 259L239 260H237L236 261ZM130 258H132L131 260H130ZM157 260H155V259ZM182 258V259H181ZM219 260H218V259ZM220 258L222 259V260H220ZM126 259V260H125ZM143 259V261H141ZM189 259V260H188ZM195 259V260H194ZM209 261H208V260ZM228 259V260H227ZM129 260V262H127ZM171 260V261H170ZM179 260V261H178ZM191 260H192V262H191ZM194 260V261H193ZM199 260V261H198ZM213 261V263H212V261ZM223 260H225V261H223ZM233 260V261H232ZM137 261V262H136ZM156 263H155V262ZM178 261V262H177ZM182 263H181V262ZM202 261V262H201ZM208 261V262H207ZM222 261V262H221ZM236 261V262H235ZM239 261H240V263H239ZM135 262V263H134ZM140 262V263H139ZM144 262V263H143ZM176 262V263H175ZM185 262V263H184ZM219 262V263H218Z\"/></svg>", "mask_w": 264, "mask_h": 264}]
</instances>
